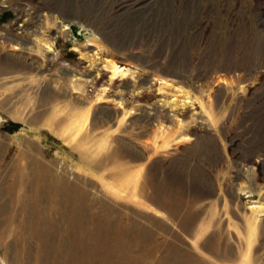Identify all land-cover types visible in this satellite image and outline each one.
Returning <instances> with one entry per match:
<instances>
[{"label":"rangeland","instance_id":"obj_1","mask_svg":"<svg viewBox=\"0 0 264 264\" xmlns=\"http://www.w3.org/2000/svg\"><path fill=\"white\" fill-rule=\"evenodd\" d=\"M0 264H264V0H0Z\"/></svg>","mask_w":264,"mask_h":264}]
</instances>
